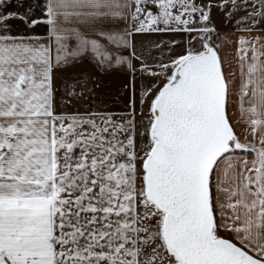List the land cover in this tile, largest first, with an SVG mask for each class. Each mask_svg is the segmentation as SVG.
<instances>
[{
	"label": "snow or ice",
	"instance_id": "snow-or-ice-1",
	"mask_svg": "<svg viewBox=\"0 0 264 264\" xmlns=\"http://www.w3.org/2000/svg\"><path fill=\"white\" fill-rule=\"evenodd\" d=\"M0 264H264V0H0Z\"/></svg>",
	"mask_w": 264,
	"mask_h": 264
}]
</instances>
